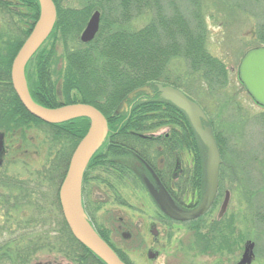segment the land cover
I'll use <instances>...</instances> for the list:
<instances>
[{"label": "trees", "instance_id": "trees-1", "mask_svg": "<svg viewBox=\"0 0 264 264\" xmlns=\"http://www.w3.org/2000/svg\"><path fill=\"white\" fill-rule=\"evenodd\" d=\"M191 1L197 5L192 16L178 5L167 12L162 0H104L100 29L91 41L83 42L81 30L97 4L66 8L61 0H54L58 15L49 36L65 42V52L60 55L54 44L50 48L43 44L30 61L34 64L32 77L28 69L26 73L30 92L39 104L56 107L74 102L91 103L108 119V154L97 150L90 159L83 175V192L90 167L108 164L123 172L127 166L114 156L132 151L153 167L176 195L197 201L201 197L200 139L185 112L162 98L156 86L158 82L183 86L182 76L175 75L171 67L176 58L185 59L192 74L206 78L212 86L222 87L227 83L226 62L210 54L206 47L208 32L200 2ZM149 10L153 15L145 25L135 29L127 25ZM39 14V0H6L0 7V133L8 144L0 165V204L8 214L18 211L26 218L19 222L18 228L22 230L24 243L19 242L11 249L9 242L16 239L9 238L0 245V264H13L11 257L15 254L16 264H28L38 248L52 246L51 230L43 228V221L55 204L62 212L60 223L68 242V248L60 247V251L82 264L93 260V264H107L74 236L59 199L60 182L68 171L73 151L88 131L90 118L46 122L25 108L13 87L12 62ZM259 30L258 44H264V21ZM69 40L77 45L69 47ZM63 57L65 62L61 64ZM143 85H151L154 91L150 95L139 91L129 97L130 92ZM161 125L170 127L168 135L150 134ZM31 131H37V136L33 137ZM217 140L221 145L220 139ZM34 155L40 157L41 165L32 170L28 167L32 166ZM20 162L27 176L18 167L16 171L9 167ZM54 179L58 186L48 198L45 184ZM29 210L35 214H28ZM35 223L41 224L36 225V230L32 226ZM101 234L109 241L104 232ZM206 247L211 252L220 248L212 237ZM74 250L77 252L72 254ZM116 251L132 264L122 251Z\"/></svg>", "mask_w": 264, "mask_h": 264}, {"label": "rangeland", "instance_id": "rangeland-1", "mask_svg": "<svg viewBox=\"0 0 264 264\" xmlns=\"http://www.w3.org/2000/svg\"><path fill=\"white\" fill-rule=\"evenodd\" d=\"M102 2L104 0H61V5L66 8H82L97 4L92 13L96 9L103 13ZM162 2L167 12L175 5L190 16L197 10V5L191 0ZM199 2L208 32L206 47L210 54L226 62L227 83L222 87L210 85L206 78L197 73L192 74L183 58L174 59L171 67L175 75L183 78L184 84L180 88L196 100L206 113L207 124L212 127L220 150L219 185L212 206L199 220L192 223L165 218L162 207L155 198L156 194L163 193L152 183L149 168L132 151L124 156H114L127 166L123 172L108 164L88 169L89 178L82 196L84 208L91 222L107 235L109 241L113 240V245L122 251L132 264H239L245 244L250 239L255 241V254L251 264H264V106L253 99L238 74L244 53L251 47L264 45L258 44L257 35L260 32V24L264 21V0ZM152 15L150 10L138 14L127 25L134 29L140 28L150 21ZM85 26L86 24L81 33ZM44 44L49 48L54 44L60 55L65 52V42L57 39V36H49ZM68 45L72 47L77 44L69 40ZM64 62L63 57L61 64ZM33 66L32 61L26 67V72L28 69L31 77ZM26 78L28 80L27 73ZM153 91L151 87L143 93L150 95ZM186 116L188 117L187 114ZM188 119L198 135L189 117ZM170 130L168 125H161L150 134L163 136L170 133ZM30 134L37 136V131H31ZM198 137L204 194L209 187V154L206 144L199 135ZM217 138L220 139L221 145ZM31 147L29 144L30 150ZM106 148L107 140H104L97 150L107 152ZM109 155L113 158V154ZM39 158L34 155V162L28 168L34 170L40 166ZM9 167L12 171H16L18 167L23 175H28L24 172L21 162ZM57 182L59 183V180ZM45 185L44 192L51 198L58 185L55 179ZM227 191L230 193V199L225 213L220 216ZM48 202L51 204V200ZM55 206L53 211L46 215V221H43V228L51 230L50 239L53 244L49 248H38L28 264H82L59 249L67 247L68 242L67 233L60 223L62 212L57 204ZM28 214L35 212L29 210ZM25 219L18 211L8 214L0 204V245L9 238H15L16 241L9 242L8 247L14 249L15 245L21 242L22 230L18 229L19 222ZM153 224H156L159 230L158 237L152 232ZM36 225L38 227L41 224L32 225L35 230ZM211 237L220 247L212 252L206 247ZM23 243L24 241L20 244ZM75 250L71 253L77 252ZM80 252L79 249L78 253ZM151 254L153 255L150 256ZM11 258L13 264H16V254ZM93 263L94 260L89 262Z\"/></svg>", "mask_w": 264, "mask_h": 264}, {"label": "water", "instance_id": "water-1", "mask_svg": "<svg viewBox=\"0 0 264 264\" xmlns=\"http://www.w3.org/2000/svg\"><path fill=\"white\" fill-rule=\"evenodd\" d=\"M40 14L26 40L16 53L11 69L13 87L25 108L33 115L50 123H58L80 116L90 118V126L86 134L77 144L71 156L70 164L60 187V202L65 219L74 236L107 264H127L109 243L98 233L89 221L82 204V179L84 171L98 147L105 140L109 124L106 115L94 104L74 102L56 107L39 104L32 97L26 78V64L51 34L56 20L57 7L54 0H39ZM101 11L95 10L89 17L81 33L83 42L91 41L100 29ZM239 78L253 99L264 106V45L249 48L242 56L238 67ZM161 95L171 101L190 118L196 132L206 144L209 154L208 183L200 203L191 209L178 206L163 187L162 195H155L163 210L177 220H190L203 215L213 204L219 185L221 164L220 150L212 127L207 124V115L200 104L186 94L181 88L163 82L156 83ZM151 89V85H143L132 92L129 97L139 91ZM4 135L0 133V153ZM230 199L228 192L221 208L225 211ZM253 240H248L239 264H251L254 257Z\"/></svg>", "mask_w": 264, "mask_h": 264}, {"label": "flooded vegetation", "instance_id": "flooded-vegetation-1", "mask_svg": "<svg viewBox=\"0 0 264 264\" xmlns=\"http://www.w3.org/2000/svg\"><path fill=\"white\" fill-rule=\"evenodd\" d=\"M6 0H0V7L1 6H3V4H4V2H5ZM27 38V37H26ZM25 41V40H24ZM23 44V43H22ZM21 47V46H20ZM33 57H34V55L29 59V61L28 62H30L32 59H33ZM28 62H27V64H26V67H27V65H28ZM108 135V134H107ZM157 135H159L160 136V134H157ZM156 135V136H157ZM166 135H168V133L166 134ZM107 138V137H106ZM106 140V139H105ZM7 149H8V144H7V142H6V139H5V135H4V137H3V146H2V151H1V153H0V165H1V163H2V161H3V154H5V152H7ZM2 152H4L3 154H2ZM107 153V152H106ZM95 154V153H94ZM144 162V161H143ZM144 164L149 168V170H150V173H151V175H152V178H153V181H152V183L155 185V186H157L158 188H160L161 189V191L163 192V187L167 190V192L169 193V195L171 196V198H172V200L178 205V206H180V207H182V208H184V209H191V208H194V207H196L199 203H200V201H201V199H202V196H203V194L201 195V197L199 198V200L197 201V200H192V198L190 197V198H188V196H185V197H182V196H179V195H176V193H175V191H173L172 190V186L170 187V186H167V184L164 182V180L161 178V176H159V174L155 171V169L153 168V167H151V166H149L147 163H145L144 162ZM163 186V187H162ZM229 191H227V193H228ZM227 195V194H226ZM82 196H83V183H82ZM59 199H60V196H59ZM157 202V201H156ZM158 203V202H157ZM84 205V204H83ZM158 205L160 206V204L158 203ZM226 210V209H225ZM86 211V210H85ZM162 212H163V215H164V217L165 218H168V219H171V220H173V221H179V222H182L181 220H177V219H174L173 217H171L170 215H168L164 210H163V208H162ZM221 212V211H220ZM87 213V212H86ZM225 213V211L221 214V213H219V215L221 216V215H223ZM87 215H88V213H87ZM201 217V216H200ZM200 217H197V218H194V219H190V220H184V222H190V223H192V222H194V221H196L198 218H200ZM88 218H89V220H90V222H91V219H90V216L88 215ZM92 223V222H91ZM93 224V223H92ZM93 226L95 227V229L99 232V234L104 238V236L101 234V232L100 231H102L101 229H99V228H97L96 227V225L95 224H93ZM152 232L154 233V235L156 236V237H158V235H159V230H157V227H156V224H153L152 225ZM105 239V238H104ZM106 240V239H105ZM108 243H109V245L112 247V248H114L115 250L117 249L116 247H114V245H113V240H111L110 239V241H108V240H106ZM158 251H156V253H157ZM153 254H151L150 256H152ZM38 264H45V263H38ZM47 264V263H46Z\"/></svg>", "mask_w": 264, "mask_h": 264}]
</instances>
